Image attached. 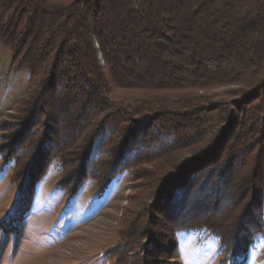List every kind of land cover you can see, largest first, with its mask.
I'll list each match as a JSON object with an SVG mask.
<instances>
[{"label": "trees", "instance_id": "trees-1", "mask_svg": "<svg viewBox=\"0 0 264 264\" xmlns=\"http://www.w3.org/2000/svg\"><path fill=\"white\" fill-rule=\"evenodd\" d=\"M0 38L27 69L30 100L42 105L46 120L42 137L27 145V168L51 153V127L66 122L80 131L79 139L69 144L61 125L56 141L68 140L66 149L82 172L96 160L104 169L101 184L118 175L122 155L136 151V142L135 161L145 164L197 147L177 157L160 183L191 184L186 198L195 191L193 199L217 208L224 200H235L234 206L240 201L238 231L227 240L222 231L218 236L235 264L247 260L263 230L264 0H0ZM228 86L240 88L242 101L205 128L203 115L214 109L184 95ZM135 115L143 119L135 121ZM109 124L114 155L105 164L95 141ZM67 179L70 188L81 182L75 173ZM232 184L237 191L228 195ZM215 207L211 216L182 223L220 228L223 212ZM252 209L257 214L249 229Z\"/></svg>", "mask_w": 264, "mask_h": 264}, {"label": "rangeland", "instance_id": "rangeland-1", "mask_svg": "<svg viewBox=\"0 0 264 264\" xmlns=\"http://www.w3.org/2000/svg\"><path fill=\"white\" fill-rule=\"evenodd\" d=\"M239 89L193 90L184 97L203 103L206 111L214 109L203 115L205 128H212L219 114L230 113L231 104L242 101ZM32 90L27 69L19 66L0 38V264H235V258L222 249L218 231L226 240L238 231L240 201L236 199L239 205L234 206L235 200H224L217 208L213 201L200 204L201 199H193L195 191L186 198L191 184L160 183L177 157H187L197 147L182 150L171 160L145 164L135 161L140 146L136 142V151L122 155L126 159L118 175L101 184L104 169L96 167V160L91 158L82 172L75 167L76 156L68 153L72 150L66 149L68 140L56 141L61 125L69 144L79 139L80 131L66 122L51 127L56 134L48 147L52 157L44 152L27 168L31 159L25 155L28 143L46 131L45 116L39 110L42 105L37 108L30 100ZM141 116L135 115L133 120L141 121ZM113 129L112 124L107 125L95 141L102 147L105 164L114 155L109 149ZM62 146L67 150L64 155L57 151ZM14 157L20 160L14 161ZM140 158L146 156L140 154ZM68 162L70 166H66ZM73 173L81 182L70 188L67 178ZM232 185L235 188L226 194L236 193L237 184ZM261 198L263 230L243 264H264V189ZM214 207L223 212L220 228L211 223L209 229L205 221L200 227L184 225L196 215L211 216ZM251 211L248 226L257 214L255 209Z\"/></svg>", "mask_w": 264, "mask_h": 264}]
</instances>
